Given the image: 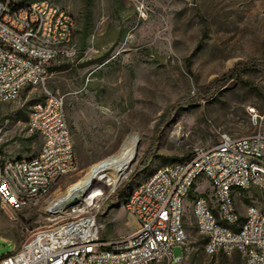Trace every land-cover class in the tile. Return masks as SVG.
<instances>
[{
	"label": "rangeland",
	"instance_id": "obj_1",
	"mask_svg": "<svg viewBox=\"0 0 264 264\" xmlns=\"http://www.w3.org/2000/svg\"><path fill=\"white\" fill-rule=\"evenodd\" d=\"M52 1L76 20L73 53L48 65L46 87L64 99L77 168L15 218L0 207V259L69 219L50 213V204L90 166L117 153L131 134L140 137L137 161L95 207L103 240L137 230L124 202L157 168L190 160L223 134L250 135L251 111L264 116V0ZM42 97L40 87H27L16 101L0 105L6 160L38 154L42 138L28 122ZM235 202L245 217L252 204L264 209V190L239 192ZM185 221L187 241L173 251L182 264L245 263L239 253H205L192 196Z\"/></svg>",
	"mask_w": 264,
	"mask_h": 264
},
{
	"label": "built area",
	"instance_id": "obj_2",
	"mask_svg": "<svg viewBox=\"0 0 264 264\" xmlns=\"http://www.w3.org/2000/svg\"><path fill=\"white\" fill-rule=\"evenodd\" d=\"M75 17L52 0H0V105L40 87L28 126L42 145L29 160L9 161L0 153V207L12 218L77 168L64 99L46 87L47 67L73 53ZM254 132L221 135L213 147L157 168L124 202L137 230L115 240L101 239L97 209H72L62 224L36 233L0 264H182L173 251L187 241L186 201L205 240L208 255L241 254L244 264H264V209L256 204L245 217L236 195L264 190V116L250 113ZM203 189H200L201 187Z\"/></svg>",
	"mask_w": 264,
	"mask_h": 264
},
{
	"label": "bare ground",
	"instance_id": "obj_3",
	"mask_svg": "<svg viewBox=\"0 0 264 264\" xmlns=\"http://www.w3.org/2000/svg\"><path fill=\"white\" fill-rule=\"evenodd\" d=\"M139 147L140 137L131 134L117 153L90 166L80 179L50 204L48 211L69 216L79 202H83V209L80 211L96 207L99 199L114 192L128 176L137 161Z\"/></svg>",
	"mask_w": 264,
	"mask_h": 264
},
{
	"label": "trees",
	"instance_id": "obj_4",
	"mask_svg": "<svg viewBox=\"0 0 264 264\" xmlns=\"http://www.w3.org/2000/svg\"><path fill=\"white\" fill-rule=\"evenodd\" d=\"M212 88V87H211ZM2 259V258H1Z\"/></svg>",
	"mask_w": 264,
	"mask_h": 264
}]
</instances>
